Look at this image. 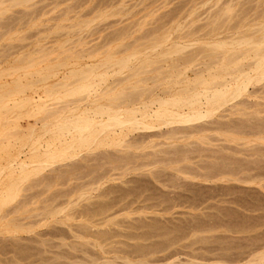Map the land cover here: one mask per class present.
<instances>
[{
  "label": "rangeland",
  "instance_id": "374dc122",
  "mask_svg": "<svg viewBox=\"0 0 264 264\" xmlns=\"http://www.w3.org/2000/svg\"><path fill=\"white\" fill-rule=\"evenodd\" d=\"M227 6L236 14L247 11L246 25L231 30L237 18H229L217 30L219 33L206 37L212 16ZM263 9L264 0H0V96L4 99L9 94L0 110V202L6 200L0 205V264H264V78L248 84L243 94L228 97L230 102L211 116L178 126L187 128L200 122V132L178 133L176 139H166L162 133L176 125L164 126L163 119L140 117L153 127L136 125L135 129L128 123L121 128L100 129L96 125L93 135L97 136L87 138L89 144H74L72 149L67 146L68 150L54 144V152L63 151L52 158L35 157L55 130L53 116L44 118L45 113L78 98L65 96L63 90L74 85L71 76L84 71L88 63L89 70V65L97 66L109 55L114 61L132 52L135 44L145 49L148 39L162 31L165 35L168 32L167 41L142 50L138 61L162 58L159 52L175 42L189 43L186 49L197 51L196 47L210 46L216 38L229 41L236 37L235 32L238 36L245 29H259L264 19L258 14L264 16ZM198 27L195 35L205 38L195 42L177 39ZM122 30L129 36L121 35ZM249 32L252 39L264 36V30ZM127 44L130 47L123 52ZM242 62L248 63L249 59ZM161 65L166 67L168 62ZM104 67L95 69L92 77L97 83V93L93 92L96 98L101 97L102 104L119 97L136 79L125 80L127 69L120 72L117 65ZM198 67L189 66L185 73L191 77ZM16 81L30 89L17 95L11 86ZM28 82L33 85L28 86ZM111 84L114 88L104 93L105 86ZM93 92L90 94L94 96ZM31 94L43 100L27 104L23 98L26 101ZM20 99L23 106L17 107L22 105ZM243 101L247 107H239L246 114L230 111L232 105ZM42 106L50 109L43 113ZM42 119L45 123L39 122ZM46 123V127L53 126L49 132ZM226 124L231 131L215 128ZM232 125L243 126L242 132ZM119 142L126 147H118ZM181 147L185 152L179 154L184 156L173 154ZM100 152L110 156L111 161L95 160ZM21 158L26 168L16 166ZM83 160L87 161V169L92 168L90 172L94 170L92 173H88L90 169L81 172ZM71 162L83 166L75 168L77 171L71 168L74 173L65 172L59 179H49V184L47 180L42 182L48 189L39 183L55 167L65 168L63 165ZM45 164L47 167L42 168ZM41 187L46 191L41 192ZM47 203L46 209L50 203V209L55 208L54 217L40 214ZM83 225H87L85 231ZM99 233L107 236L100 237Z\"/></svg>",
  "mask_w": 264,
  "mask_h": 264
},
{
  "label": "bare ground",
  "instance_id": "6f19581e",
  "mask_svg": "<svg viewBox=\"0 0 264 264\" xmlns=\"http://www.w3.org/2000/svg\"><path fill=\"white\" fill-rule=\"evenodd\" d=\"M261 3H259V4H261ZM246 12L241 11L240 13L236 14V13H233V11L231 12L230 8L228 6L219 10L216 14H214L212 16L213 19L209 23V26H210V27H208L209 30L207 29L208 31L206 30L207 33H205L204 35H206V37H208V38H211L212 36L216 35L217 32L219 33V31H217V30L222 27L224 21H226L229 18H234V17H236L237 20L235 21L233 26H230L231 30H239V29L243 28L246 25L245 24L246 23L245 22ZM239 15H241V16H239ZM258 17L260 19H264V16L262 15V13L258 14ZM207 21H209V20H207ZM263 24H261V26L258 25L259 29L258 28H255V30H248V29L246 30L245 29L246 32H241V33H239L240 31H238V33H239L238 36H237V32H235L236 37L231 38L229 41L223 40L224 37L222 39L216 38L219 40L215 39V41L210 46L207 45L208 48H205L207 46H204V47L198 46V48L196 47V49H198L197 51L195 49L188 51L189 49L187 50L186 48L189 47V43H188V45H185L183 43L178 44L175 42L172 45H170L169 47H167L166 49H163L159 52V55L162 58L159 57L160 59L153 60L149 57H145L142 60L140 59V61H138V58L140 56L139 54H141V52H143L142 50H145L147 48L153 49V48L159 47L167 41L168 32H167V35H165L164 32L162 31L163 33L160 32V33L152 36L150 39H148V40H150V42H149V44L147 43L148 45L145 44V46H144L145 49H140V48H138L139 46L135 44V45H133L134 49L132 52H130L129 54H125L122 57L117 58L114 61H110V59H111L110 57L112 55H109L110 59L108 57H106L108 59L104 58L105 60L103 61V63L101 62V64H100V62H99L97 64V66H96V63H95V65L92 63L93 66H92V64L89 65L90 66L89 70L87 69V65L89 64L88 63L86 65V68H85V70H88L87 71L88 73L85 72V70L83 71V69H82V71L79 70L78 73H74L71 76L73 78L71 83L72 84L74 83V85L71 86L70 88H66L65 90H63L65 96H73L74 95V96H78V98L75 97L76 99L71 100V101H67V102L65 101L64 103L62 101L63 105L55 108L53 112L52 111L50 112V110H49L50 108L46 110L45 109L46 107L44 109H42L44 106L40 107L42 109L43 113H44L43 110H46L45 112H47L49 110L47 112V114L45 113L44 118L46 117V115H47V117L49 115L53 116V119L55 120L53 122V124H55V125H53L55 127V130H52V132H54L53 136H51V138L47 139V141L45 140L46 142L43 145L44 146L43 149L42 150L40 149L41 153H40V151L39 152L37 151L38 153L35 152L36 155L34 153H32V154H34L35 157H37V158L42 156V157H44L43 159H47L48 157L52 158L55 155V153L62 152L64 150V148H66L67 146H69V148L72 149L71 146H73L74 144H75V146H77V144H78V146L83 144V143L85 144L88 142L87 138H91L90 140H92V137L94 136L93 134L96 132V131H94L96 125L100 126V129H101V127H102V129H106V128L110 129V128H114V127H120L121 128V127H123V125L128 124V123H130L132 125V127L134 126L135 129H138V128H136V125L137 126L141 125V126H143L142 128H152L153 127L150 124L146 125L144 121L139 119L140 117L143 119L155 117V118H159L160 121H161V119H163L164 121L162 120L163 121L162 125H164V126L176 125L175 127H173V126H172V128L170 127L171 128L170 130L165 131V134L162 133V135H165L166 139H173L176 137V134H178V133H187V132H194V131H196V133L200 132L202 130V128L199 127L200 122L198 123V126H192V124H191V126L188 125L189 127H187V128H181L178 126L190 124V123H193V122H196V121H199L201 119L208 117L210 114H213L214 113L213 111H215L217 108L223 106L227 102H230L229 98L232 99L233 97L235 98V97L239 96L243 91H245L248 84H250L252 82H254L253 84H255V83H258L261 80H263V78H264V36L261 35V37H258V38L256 37V38L252 39L250 37L251 32L248 33V31H254L253 33H255L257 31L264 30V26H262ZM196 29L192 30V31H188L183 36L182 35H180L179 37L177 36L178 37L177 39L182 40L184 42H189L191 40H194V42H195V40H198V39L201 40V38H205L204 35L202 36V34H201V37L196 36L195 34L199 33V27ZM227 30H228V27H227ZM201 31H203V30H201ZM113 32H115V31H113ZM126 33H127L126 30L124 32H123V30H122V32L120 31L121 35L129 36V33L128 34H126ZM115 34H119V33L115 32ZM126 36H125V38H126ZM113 38H115V37H113ZM121 38H123V36H121ZM170 40H171V38H170ZM208 40H210V39H208ZM109 41H110V39H109ZM105 42H106V40H105ZM134 42H136V39H134ZM127 43H129V42H127ZM125 44H126V42H125ZM129 45H131V44H129ZM227 45H232V46H231V48H228V47H226ZM124 47L125 48L122 47L123 52L126 51L130 46H128V44H127ZM199 47H200V49H199ZM151 49H149V50H151ZM185 49H186V51H185ZM90 54H92V53H90ZM157 55H158V53H157ZM172 55H174L176 57L173 56V58H172L171 57ZM87 56H89V55L87 54ZM165 56H170V58L169 57H168L169 59L164 58ZM245 59H249V62L248 63L246 62L244 64L242 61ZM136 61H137V63H136ZM164 62L165 63L168 62V65L166 67H163L164 65H161V63H164ZM112 65H115V66L117 65L119 67L120 72L124 71V69L126 71V69H127L128 75L124 78L125 80H129L132 78H136V79L134 81H132L133 83L130 84L131 85L129 87L130 89L128 87L124 88L119 93V95H118L119 97L115 96V97H113V99L109 98V99H107V101L105 100L106 103L102 104L99 102V99H101V97L96 98V96H95L96 94H95V92H93L95 90L94 88L97 86L96 85L97 83L94 84L92 77H93V74L95 73L94 72L95 69L101 68L103 66H106L104 68L107 69L108 66H109L108 68H110ZM189 66H192V67L193 66H195V67L199 66L195 71H193V74L191 77L185 73L186 68ZM91 67H93V68H91ZM252 72H254V75H251ZM103 75L104 74H102L101 76H103ZM139 75L140 76L143 75V77L138 78ZM149 80H152V81H150L151 84L148 83ZM120 81L117 80L118 83H120ZM13 83L14 84H11L12 90H14L17 93V95H18V93L24 94L27 84L22 85L23 83L21 84V83H19V81H16ZM29 83L30 82H28V86L33 85V84H31L32 81H31L30 85H29ZM59 84L61 85V83H59ZM61 87H62V85H61ZM98 87H99V85H98ZM105 87L107 90L105 89L106 91H104V93H108L110 91V89L112 90L114 88V84L111 86L112 88L109 87V85L105 86ZM232 88H234V89H232ZM29 89H30V87L28 88V90ZM230 89H231V93H229ZM28 90H26V92ZM126 90H127V92H126ZM91 91L94 93L95 98H93L94 96L92 95V93L90 94ZM15 92L12 91L11 93L14 94ZM32 93H34V91ZM84 93H86L88 95L85 96V95H83ZM96 93H97V91H96ZM102 93L100 94V96L104 94V93L103 94ZM228 93H229V96H227ZM47 94L49 95L50 93H48V91H47ZM249 94H250V92H249ZM0 95H1V93H0ZM14 95H16V94H14ZM81 95H83V97ZM7 96L5 95V98ZM1 97L2 96H0V110L1 109L3 110V105L6 103L3 102L5 98L3 99ZM39 98L41 99V97L39 95L37 97H35V96H32V94H31V97L27 98L28 100L25 101V98H23V100H24V102L29 104V103H31L30 102L31 100L33 103L34 99L37 100ZM46 98H47V95H46ZM1 99H3V100H1ZM10 99H11V97H10ZM10 99H9V101H10ZM6 100H8V98ZM6 100H5V102H6ZM42 100H43V98L41 99V101ZM19 102L22 103V100ZM23 103H22V105L20 104L19 106L17 104H15V105H17V107H21V106H23ZM43 103L46 104L45 102H43ZM242 103L245 104V102L243 101V102H239V103L232 105L230 107L231 108L230 111H233V112L237 111L243 115L246 114V112H244L243 109L239 107V105L241 106ZM244 104L242 106H246ZM246 104H247V102H246ZM206 105L211 106V109H208V108L204 109L203 106H206ZM247 105H249V104H247ZM260 105L262 106V104H260ZM31 109H33V108H31ZM4 110H5V108H4ZM7 110H9V109H7ZM258 111H259V108H258ZM67 112L69 113L68 115L65 114ZM43 120L44 119H42V121L39 120V122L45 123V122H43ZM214 122L218 123L217 121H214ZM216 123H215V126L219 125ZM43 126H42V128H43ZM46 126H47V123L45 124V127ZM49 126H50V124L48 125V127H46V128L44 127L48 132H49V130L51 131V127H53L52 125H51V127H49ZM141 126H140V128H141ZM31 127H33V126H31ZM31 127H30V129H31ZM233 127L238 132H240L243 128V126L241 127L240 125L233 126ZM215 128L218 130L220 129L224 132L231 131V130H229L230 129L229 124H228V126L226 124V126H217ZM203 129L205 130L204 126H203ZM46 130L44 131L45 133H46ZM109 131H111V133H112V130H109ZM201 133H203V132H201ZM50 134L52 135V133H50ZM30 135H32V134H30ZM95 135L97 136V134H95ZM105 135H107V132ZM96 136H94V137L96 138ZM95 138H93V141ZM93 141H91L92 144H93ZM110 141L111 140H109V142ZM120 142H119V144H117L118 147H120V148L126 147L123 144V142L122 143H120ZM32 143L34 144V141ZM89 143L90 142H88V144ZM54 144H56V146L58 144L59 145L61 144L64 147H62L60 145L61 146L60 149L62 148L63 150L58 151V149L57 150L55 149V152H54L53 148H51V146ZM96 144L100 145L99 143H96ZM103 144L104 143H102V146H103ZM56 146H54V147H56ZM69 148L67 147L66 149L68 150ZM177 148L175 150L171 149V150H174L173 154H179L180 151L183 153L185 152V151L181 150L183 147H181L180 150H178L179 148L178 149ZM35 150H37V148ZM35 150L33 149V151H35ZM121 151H122V149L119 150L118 153ZM101 153L102 152H100V155L97 157L94 156L96 158H94V157L93 158L95 160H100L103 163L107 160L111 161L110 159H112V158H109L110 156H105L106 154H104V153L101 154ZM183 153H181V155L179 154V157L184 156ZM32 154L30 156H32ZM171 155H172V151H171ZM171 155H169V156H171ZM30 156L28 155V157H30ZM26 157H24L23 159L26 160L25 159ZM23 159L21 158V160H18V161L15 159L16 160V162H15L16 166H18V167L22 166V167L26 168L25 164H27V163H25ZM61 160H63V159H61ZM35 162H36V160H35ZM86 162L87 161L85 160L83 163L86 166L85 170H84L85 166L82 168L83 165H81V167H80L78 165V163L76 165H74L75 163H72V162H71L72 163L71 165H69V163H68V165L67 164L63 165V166H65V168L68 167V170H65L64 167H63L64 168L63 169L62 166H60L58 168H56L55 166H54L55 167L54 168L52 166L54 168V170H52L51 174L48 176L44 174L45 176L42 177L44 180L43 181L40 180L41 182L39 181V183L44 184V188L46 187V189H48L47 187H49V186L45 185V183H42V182L47 180L46 183H48V181H50L49 179H52V178L59 179L58 178L59 176L66 175L65 172L68 174L69 171L71 172L73 169H74L73 171H77V169H79L78 166L80 168H82V171L80 169L81 172L84 173L86 170L88 172V169H90L88 173H92L94 170L92 172H90L92 168L87 169L88 166L86 165L87 164ZM171 162H173V160ZM11 163H13V162H11ZM166 163H168V162H166ZM42 164L44 165V163H42ZM48 164H51V163H48ZM29 165H30V162H29ZM7 166H8V164H7ZM14 166L15 165H13V167ZM39 166L40 165H38V167ZM45 167H47L46 164L42 168H45ZM20 168L21 167H19V169ZM71 168H72V170H71ZM75 168H77V169L75 170ZM38 171H41V170H38ZM26 174H27V172H26ZM27 177H28V175H27ZM22 179H20V180H22ZM52 183H54V182H52ZM46 189H45V191H46ZM39 190L40 191L42 190L41 192H45L42 189V187H41V189L39 188ZM39 190L37 192H39V194L42 195L43 193H41ZM7 197H8V195H7ZM34 197H36V196H34ZM7 199H9V198H7ZM49 199H50V197H49ZM40 201H41V199H40ZM47 201H48V198H47ZM5 202H6V200L1 201L0 205L4 204ZM43 202H45V200ZM21 204H22V202H21ZM50 204H49V208L47 207L48 209L45 208L46 206H48V203H47V205L43 204L44 205L43 209L45 208L44 209L45 212L41 211L43 213H40V214L45 215L44 217H46L48 215H50V216L55 215L56 211L53 210L55 208L50 209V206H53L52 204L51 205ZM18 205H20V204H18ZM18 205H17V207H18ZM22 206H23V204H22ZM19 207H21V206H19ZM13 208H12V210H13ZM14 209H16V208H14ZM21 209H19V210L21 211ZM43 209L41 208V210H43ZM91 209H92V207H91ZM94 209H96V208H94ZM17 210H18V208H17ZM92 211H93V209H92ZM13 213H14V211H13ZM35 214H37V213H35ZM46 214H48V215H46ZM34 216H36V215H34ZM153 226H151V227H153ZM81 227H82V229H84V231L87 229V225H83ZM153 229H154V227H153ZM150 231H152V230L150 229ZM114 234H116V233H114ZM99 235H100V237H106L107 236L106 233H99ZM134 238H136V237H134ZM95 261H96V259H95ZM248 262L245 264H248Z\"/></svg>",
  "mask_w": 264,
  "mask_h": 264
}]
</instances>
